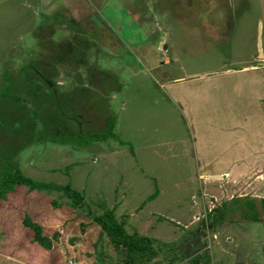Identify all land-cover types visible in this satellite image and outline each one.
<instances>
[{
	"label": "rangeland",
	"instance_id": "374dc122",
	"mask_svg": "<svg viewBox=\"0 0 264 264\" xmlns=\"http://www.w3.org/2000/svg\"><path fill=\"white\" fill-rule=\"evenodd\" d=\"M81 41L87 63L76 66L88 90L77 112L69 113L71 122L68 115L59 118L49 132L63 130L68 143L51 137L22 150L17 158L25 174L82 192L78 209L88 217L113 209L129 233L174 246L155 259L161 264L180 252L187 259L199 255L200 264L206 257L209 264H264V220L255 219L264 176L243 182L260 187L249 193L256 200L231 199L237 193L222 183L225 178H198L195 153L196 138H219L223 124L227 130L233 125V114L246 117L264 103V69L243 70L252 61L264 63V0H0V79L6 69L16 78L10 68L34 60L42 69L54 65L59 92L69 90L75 84L70 56ZM7 87L9 94L33 96L25 85ZM112 122L116 137L91 139ZM45 193L17 185L0 201V227L15 210L39 207ZM69 196L57 191L49 200L67 202ZM215 220L221 222L213 227ZM105 243L95 244V261L100 255L105 263L117 262L107 237ZM7 253L0 264H13Z\"/></svg>",
	"mask_w": 264,
	"mask_h": 264
},
{
	"label": "trees",
	"instance_id": "16d2710c",
	"mask_svg": "<svg viewBox=\"0 0 264 264\" xmlns=\"http://www.w3.org/2000/svg\"><path fill=\"white\" fill-rule=\"evenodd\" d=\"M62 21L64 22L65 20ZM78 31L86 32L80 28ZM69 63L72 64L74 61L70 60ZM40 66H42L41 62L31 60L30 63L16 70V78H10L8 69H6L0 80V201L6 199L8 193L14 191L17 185H25L29 190H43L49 194L57 191L65 192L70 195V200L66 203L74 208H81L82 192L72 189L69 185H66L63 189L58 184L37 181L27 176L20 167L17 158L22 150L32 143L47 139V137L49 139L52 137L53 141H65L67 135L60 136L63 130H58V136H52V133H49L50 129L53 126L55 128L58 120H61L59 118L67 115V120L71 122L70 118L73 114L71 113L69 117V113H76L81 102L82 93L59 92V84L54 79L57 76V72L50 70V67L42 69ZM24 68L28 70H24ZM9 73L15 74L12 71H9ZM10 82L16 86H21L23 89H25L24 85L27 88H31L33 96L25 99V92L9 94L7 86ZM3 85H5L4 89H2ZM65 125L67 126V123ZM113 128L114 122L111 123L110 128L106 132L92 134L91 139L105 140L109 137H116ZM61 203L58 199L53 200L55 206ZM263 204L264 199L261 201V213L258 212L256 220H261L262 217L264 220ZM257 210L259 209L257 208ZM89 215H91L95 223L102 227L104 233L102 235V238H104L96 243L98 245L96 247L99 248V244H101L104 248L107 244L105 243L106 236L108 244L112 245L118 252L119 260L117 262L110 260L105 263L100 258V255L97 256L96 261L101 264H161L158 260H155L161 252L175 248L166 242H161L138 232L129 233L125 223L116 218L115 210L113 209L105 210L99 214L89 213ZM223 218L220 219L222 220ZM220 222L215 220L211 223L214 227ZM23 223L34 230L37 241L45 247L51 246V238L43 234L42 226L33 222L29 215L25 216ZM194 233H196L195 230ZM187 258L188 254L182 252H180L178 257L170 255L168 264H181V262H183L182 264H200L203 260L199 255H192L190 259ZM210 261L208 257L205 258L206 264H209Z\"/></svg>",
	"mask_w": 264,
	"mask_h": 264
},
{
	"label": "crops",
	"instance_id": "0c3cea01",
	"mask_svg": "<svg viewBox=\"0 0 264 264\" xmlns=\"http://www.w3.org/2000/svg\"><path fill=\"white\" fill-rule=\"evenodd\" d=\"M261 68L264 69V63L252 61L250 66L246 65L243 70L253 71ZM240 75L245 76L246 74L241 73ZM260 78L264 79L263 74ZM260 98V102H264V91ZM248 111L246 117L243 116L244 114L242 116L239 113L233 114L230 118L233 125L227 130L228 127L223 124L221 127L223 131L220 128L222 135L219 138L211 139L209 134L204 138L203 134L195 141V153L200 165L197 172L198 178L204 179L205 177L203 181L225 178L226 182H221L225 183L227 188L229 187V191L234 190L237 193V196L231 199L256 200L257 194L249 195V193L257 192L256 189L260 187L253 184L250 188L245 186L247 181L245 184L243 182L248 177L264 176L260 172L256 173L258 164L264 168V103ZM241 120L246 122V125H242ZM213 125L216 124L212 123V127ZM261 178L257 180L262 181ZM209 183L205 187L212 189ZM213 183L216 184V181ZM205 187L203 186V189ZM213 188L219 190L217 187ZM46 194H43L39 207L33 205L28 207L27 205L24 209L15 210L10 217H4L5 225L0 227V236L3 235L2 241H5L0 245V254L4 256V250H7V256L11 257L13 264H101L95 261L93 252L96 249L95 244L104 234L102 227L86 213L81 212L80 209H74L65 202L55 206L53 200H49L50 194ZM33 196L35 195L31 194V198ZM213 197L217 198L215 195ZM43 208L48 212H45L42 217V214L40 216L38 212L44 210ZM26 215L42 226L43 234L51 238L50 247H45L35 239L34 230L23 223ZM19 243H24L20 249L18 248ZM2 245L6 247L3 248ZM13 256H16V259Z\"/></svg>",
	"mask_w": 264,
	"mask_h": 264
},
{
	"label": "flooded vegetation",
	"instance_id": "af4514ba",
	"mask_svg": "<svg viewBox=\"0 0 264 264\" xmlns=\"http://www.w3.org/2000/svg\"><path fill=\"white\" fill-rule=\"evenodd\" d=\"M39 29H43V27L41 26V27H39ZM92 30V29H91ZM40 33H41V31H40ZM85 34H87L88 35V33L87 32H84ZM52 34V31H50V35ZM83 36V35H82ZM97 36V35H96ZM86 38H88L87 36H85ZM98 37L97 38H94V40H95V43L97 44L98 43ZM47 40L48 39H46L45 38V41H44V45H47L46 43H47ZM81 43L83 44V45H81V46H76L77 48H79V50L76 52V53H74L73 55L71 54V60H73L74 61V63H72L75 67L73 68V74H74V79H75V84H73V86L69 89V90H65V91H63V92H65V93H72V94H74V93H82L83 92V94L85 93V92H87V90H88V85H87V88H86V85L84 86V82L86 81V79H84V77L82 76V74H78L79 72H78V66H76V65H78L77 63H79L80 61L81 62H83V64H86L87 62H85L84 60H85V58H86V49H85V44H87L86 42H82L81 41ZM46 47V50H47V52H49L50 50H49V46H45ZM61 47H64V46H61ZM66 47V46H65ZM73 52V51H72ZM53 54V53H52ZM36 59H37V57H35ZM39 58V57H38ZM37 60H39V59H37ZM60 63V62H59ZM89 63V62H88ZM69 64H71V63H69ZM52 66H54V65H49V67H50V70H54L55 71V67H52ZM52 67V68H51ZM88 68H87V70L89 69V68H92L90 65L89 66H87ZM8 68H10V67H8ZM16 70H18V69H15V70H12L11 68H10V71H12V72H16ZM54 71H52V72H54ZM90 71V70H89ZM51 72V71H50ZM91 72V71H90ZM90 72H88L87 74H89ZM91 75L89 74L88 75V79H89V77H90ZM54 79H55V77H54ZM1 80V79H0ZM57 83L59 84V82L57 81ZM79 116V115H78ZM79 118H80V116H79ZM75 129H76V126H75ZM49 139V137H47V140ZM66 140L65 141H53V142H56V143H61V144H66V143H68V138H65ZM44 140H46V139H44ZM60 140V139H59ZM97 140V139H96ZM101 140H104V139H101ZM41 141H43V140H41ZM37 142H39V141H37ZM23 186H25V185H23ZM27 187V186H26ZM47 193V192H46ZM47 194H49V193H47ZM59 201H61L62 203L63 202H65L66 203V201H62V200H59ZM73 207V206H72ZM75 209H77L78 210V208H75ZM199 234V232L197 231L194 235H198Z\"/></svg>",
	"mask_w": 264,
	"mask_h": 264
},
{
	"label": "water",
	"instance_id": "95a60500",
	"mask_svg": "<svg viewBox=\"0 0 264 264\" xmlns=\"http://www.w3.org/2000/svg\"><path fill=\"white\" fill-rule=\"evenodd\" d=\"M260 54H262V55H263V50H262V49L260 50Z\"/></svg>",
	"mask_w": 264,
	"mask_h": 264
}]
</instances>
